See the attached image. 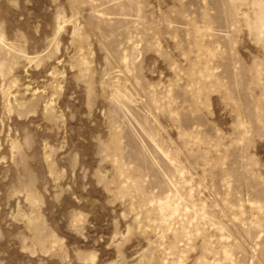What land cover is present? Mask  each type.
Here are the masks:
<instances>
[{
    "label": "rangeland",
    "instance_id": "374dc122",
    "mask_svg": "<svg viewBox=\"0 0 264 264\" xmlns=\"http://www.w3.org/2000/svg\"><path fill=\"white\" fill-rule=\"evenodd\" d=\"M0 264H264V0H0Z\"/></svg>",
    "mask_w": 264,
    "mask_h": 264
}]
</instances>
